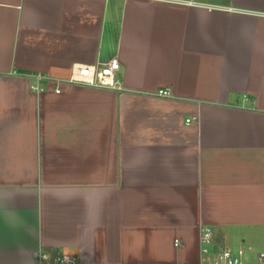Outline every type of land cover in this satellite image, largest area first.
<instances>
[{"label": "crops", "instance_id": "obj_1", "mask_svg": "<svg viewBox=\"0 0 264 264\" xmlns=\"http://www.w3.org/2000/svg\"><path fill=\"white\" fill-rule=\"evenodd\" d=\"M205 227L264 251V0H0V264H198Z\"/></svg>", "mask_w": 264, "mask_h": 264}, {"label": "built area", "instance_id": "obj_2", "mask_svg": "<svg viewBox=\"0 0 264 264\" xmlns=\"http://www.w3.org/2000/svg\"><path fill=\"white\" fill-rule=\"evenodd\" d=\"M120 64L116 57L98 63L97 65H75L71 74L66 79H55L43 73H29L27 76L31 80V89L36 92L42 91L44 86L55 85V92H60V86L66 82H78L99 87L118 88L116 73L119 71ZM159 96H170L171 91L159 89ZM195 117L187 119L186 122L193 121ZM201 256L198 264H247L250 255L253 253L247 248L239 247L236 250L227 245H217L211 249L213 233L209 227L202 229L201 237ZM258 264H264V251L253 253ZM37 264L43 261L44 264H77L71 255H54L48 253L34 252Z\"/></svg>", "mask_w": 264, "mask_h": 264}, {"label": "rangeland", "instance_id": "obj_3", "mask_svg": "<svg viewBox=\"0 0 264 264\" xmlns=\"http://www.w3.org/2000/svg\"><path fill=\"white\" fill-rule=\"evenodd\" d=\"M234 250V249H233ZM235 250H236V248H235Z\"/></svg>", "mask_w": 264, "mask_h": 264}]
</instances>
